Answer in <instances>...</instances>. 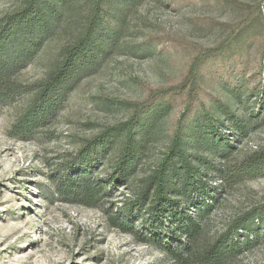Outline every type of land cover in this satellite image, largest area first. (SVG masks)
<instances>
[{
	"label": "rangeland",
	"instance_id": "374dc122",
	"mask_svg": "<svg viewBox=\"0 0 264 264\" xmlns=\"http://www.w3.org/2000/svg\"><path fill=\"white\" fill-rule=\"evenodd\" d=\"M48 3H61L56 30L0 96V264H177L158 238L175 248L187 239L149 219L143 197L174 198L175 174L202 181L182 207L207 205L200 242L262 210L264 173L239 164L264 151V0H0V38ZM69 61L79 67L51 98L56 110L20 131ZM133 147L140 159L122 177ZM86 148L97 153L84 158ZM83 173L96 205L72 193ZM257 225V242L227 264H264Z\"/></svg>",
	"mask_w": 264,
	"mask_h": 264
},
{
	"label": "trees",
	"instance_id": "16d2710c",
	"mask_svg": "<svg viewBox=\"0 0 264 264\" xmlns=\"http://www.w3.org/2000/svg\"><path fill=\"white\" fill-rule=\"evenodd\" d=\"M60 4L48 3L46 11L41 9L43 4L42 6H37L34 10H31L29 13L15 20L9 33L0 38V96L9 86L14 72L20 71L27 66L35 57L39 50V45L48 40L56 30L57 24L62 16L61 10L59 9ZM82 41V46H79L82 47V51H79V53H82V56H80L87 61L88 56L84 50L89 49L91 40L90 38H84ZM78 64L79 63L74 64L69 61L61 71L59 70L53 74L50 86L45 88L38 97V102L27 110L26 115L20 119L15 127L20 128V131H30L34 125H37V120L41 115L46 116L55 111L59 102L51 98L55 93L60 91L59 87L67 80L70 70L77 69L79 67ZM238 128L247 129V127L239 123ZM102 141L103 142H100L98 138L95 143H97L98 146L101 145V147L106 146L107 142H105V140ZM96 153V148H86L84 158ZM140 153L141 149L138 148L136 149L133 147L126 149L123 161L117 168V171L120 172L122 177L128 176L130 171L135 169V165L140 159ZM224 155L225 158L228 156L225 153ZM239 165V172L241 174L250 175L257 171L263 174L264 151L255 152L253 155L241 161ZM227 171L228 170L225 168L218 169V172L221 174ZM84 174L85 173L80 175L83 179H80V182H84L74 184L72 193L77 197H83L85 199V202H83L84 204L93 206L96 205V202L99 200V198H95L98 191H96V187L92 185V180H84ZM191 177V174H187L186 176L175 174V179L168 186V190L171 191L174 198L164 196L162 192L159 197L153 198L150 196L149 189L143 194L145 203L148 200H152L151 203H153L150 209L152 216L149 219L153 217H158L161 220L167 219L172 222L173 234L183 235L188 241L187 243H181V247L178 248L173 247L169 241L162 238H158V244L171 255L172 259H174V262L177 264H227L233 255L257 242L254 238H251L253 235L251 233L257 228H260V226L258 227L257 225V221L259 225L264 223V206L259 212L252 210L244 215L236 217L227 228L212 241L200 242L203 233V227L200 221L204 218L205 212L208 210L206 208L207 205H203V208H199L194 215L188 214L182 209L183 206L188 205L186 202L191 201L193 193L198 189V186L200 187L202 184L201 180L197 182ZM160 183L159 181L158 185ZM241 229H246L243 235L244 237L246 236V240H241L240 236H238ZM127 231L131 230L127 229ZM254 233H256V235L258 234L257 232ZM154 236L153 234L152 237Z\"/></svg>",
	"mask_w": 264,
	"mask_h": 264
}]
</instances>
